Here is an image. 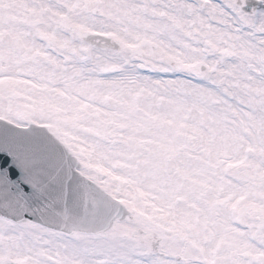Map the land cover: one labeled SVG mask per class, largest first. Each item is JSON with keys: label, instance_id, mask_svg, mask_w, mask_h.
<instances>
[{"label": "snow or ice", "instance_id": "1", "mask_svg": "<svg viewBox=\"0 0 264 264\" xmlns=\"http://www.w3.org/2000/svg\"><path fill=\"white\" fill-rule=\"evenodd\" d=\"M0 264H264V0H0Z\"/></svg>", "mask_w": 264, "mask_h": 264}]
</instances>
